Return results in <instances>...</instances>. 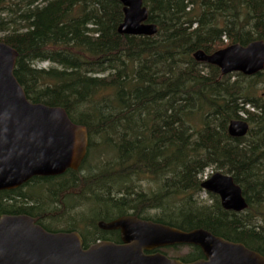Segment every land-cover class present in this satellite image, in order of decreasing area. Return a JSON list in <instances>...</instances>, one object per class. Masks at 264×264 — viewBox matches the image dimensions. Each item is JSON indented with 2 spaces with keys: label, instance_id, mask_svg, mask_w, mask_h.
Segmentation results:
<instances>
[{
  "label": "trees",
  "instance_id": "obj_1",
  "mask_svg": "<svg viewBox=\"0 0 264 264\" xmlns=\"http://www.w3.org/2000/svg\"><path fill=\"white\" fill-rule=\"evenodd\" d=\"M142 1L156 25L152 36L117 33L118 0H0V42L17 51L13 74L26 98L62 107L88 134L77 170L0 191V216L27 215L46 231L84 235V214L70 209L77 198L94 211L91 224L105 209L130 210L264 256V96L253 83L264 70L220 76L192 58L196 50L264 41V0ZM233 119L248 122L243 137L228 135ZM106 149L114 160L86 167ZM210 167L241 187L244 212L222 209L210 193V205L199 200ZM143 174L155 178L156 189L136 185Z\"/></svg>",
  "mask_w": 264,
  "mask_h": 264
},
{
  "label": "water",
  "instance_id": "obj_2",
  "mask_svg": "<svg viewBox=\"0 0 264 264\" xmlns=\"http://www.w3.org/2000/svg\"><path fill=\"white\" fill-rule=\"evenodd\" d=\"M118 1L123 7L118 34L156 33V25L146 22L142 0ZM192 57L217 67L220 76H253L264 70V41L235 43L210 54L197 50ZM16 58L17 51L0 42V191L14 190L32 177L77 170L87 148L85 126L73 123L65 109L28 101L13 74ZM247 129L245 120L233 119L227 132L241 137ZM201 187L217 194L225 210L246 208L240 187L229 175L216 172ZM98 226L119 229L123 243L97 242L84 249L76 232H49L27 215H1L0 264H264V256L258 252L202 228L182 231L135 216L107 224L99 221ZM175 244L197 246L203 257L182 263L160 253L143 254V250Z\"/></svg>",
  "mask_w": 264,
  "mask_h": 264
},
{
  "label": "flooded vegetation",
  "instance_id": "obj_3",
  "mask_svg": "<svg viewBox=\"0 0 264 264\" xmlns=\"http://www.w3.org/2000/svg\"><path fill=\"white\" fill-rule=\"evenodd\" d=\"M101 214L102 215L100 216L102 218L98 219L95 222V224L88 223V224L82 225V232H84V235H82L80 231L78 230H69V231L65 230V231H54V232H67V233L76 232L77 234H79L82 240V247L85 249V248H88L90 245L97 243V242H110L116 245H120L123 243L121 239V231L119 229L101 228L98 226L99 221L107 224L121 217L135 216L136 218L140 220H147V221L155 222L145 217L135 215L133 214V211H130V210L119 212L116 209H105L101 212ZM155 223H158V222H155ZM170 227L179 229L178 227H175V226H170ZM179 230H182V229H179ZM196 249L199 250L201 256L199 255V252L198 253L196 252ZM156 253L163 254L164 256L168 258L177 259L181 261L182 263H189V262L195 261L203 257L200 249L197 246L185 245V244H175V245H170V246L153 248L149 250H143V254L145 255H152Z\"/></svg>",
  "mask_w": 264,
  "mask_h": 264
},
{
  "label": "rangeland",
  "instance_id": "obj_4",
  "mask_svg": "<svg viewBox=\"0 0 264 264\" xmlns=\"http://www.w3.org/2000/svg\"><path fill=\"white\" fill-rule=\"evenodd\" d=\"M36 66L40 68H47L49 66V63L40 62V63H37ZM233 79L234 78H232V80ZM253 83L256 84L257 93L264 96V75L256 79ZM114 158H115V152H113L111 149H106V150H103V152H101L99 156L97 155L89 156V158L86 161V167H89L91 170H94L95 167L101 166L103 161H112L114 160ZM215 172L223 173L221 170H216L213 167L206 168L204 170V173L200 177L201 181H203L202 179H205L208 175L213 174ZM135 182H136V185H138L141 189H143L146 192L152 189H156L157 187V182L155 178L153 176L146 175V174L140 175L138 180H136ZM198 198L200 201H204L207 205H210L213 202V198H211L210 196H207V194L203 190L199 194ZM73 202H75V204ZM73 202L72 200L70 201V203L73 204V207L70 209H72L71 213L74 214V216H78L79 214H82V215L84 214L83 216L87 223L88 221H91L94 218V213H93L94 211L92 212L87 211V208L84 206V203H82L81 200H77V198H75ZM77 203H81V204L78 206L76 205ZM158 213L160 214L159 211L157 212L149 211L147 215L148 217L154 218ZM86 222H83L80 226H82Z\"/></svg>",
  "mask_w": 264,
  "mask_h": 264
},
{
  "label": "bare ground",
  "instance_id": "obj_5",
  "mask_svg": "<svg viewBox=\"0 0 264 264\" xmlns=\"http://www.w3.org/2000/svg\"><path fill=\"white\" fill-rule=\"evenodd\" d=\"M147 9V8H146ZM148 14V13H147ZM147 18H148V15H147ZM122 22V21H121ZM147 22V21H146ZM149 23V22H148ZM156 31H157V29H156ZM139 36V35H138ZM141 36H146V35H141ZM152 36V35H151ZM235 44V43H234ZM231 45V44H230ZM247 45V44H246ZM227 46H229V45H227ZM226 46V47H227ZM225 48V47H224ZM221 49H223V48H221ZM218 50H220V49H218ZM197 51V50H196ZM217 51V50H216ZM213 53V52H212ZM208 54H210V53H208ZM193 58V57H192ZM232 82V81H231ZM235 120V119H234ZM236 120H243V119H236ZM247 122V121H246ZM229 123V122H228ZM228 123H227V127H228ZM248 123V122H247ZM248 129H249V124H248ZM248 129H247V132H248ZM226 130H227V128H226ZM194 131V130H193ZM86 132H87V130H86ZM246 132V133H247ZM228 133V132H227ZM230 136V135H229ZM241 137H243V136H241ZM234 138H238V137H234ZM87 145H88V134H87ZM86 151H87V148H86ZM86 155V154H85ZM84 159V158H83ZM83 161V160H82ZM81 164V163H80ZM80 166V165H79ZM67 170H72V169H67ZM66 170V171H67ZM65 171V172H66ZM65 172H63V173H65ZM62 173V174H63ZM216 173V172H215ZM215 173H213V174H215ZM213 174H210V175H208L205 179H202L203 181L202 182H204V181H206V180H208ZM223 174V173H222ZM61 175V174H60ZM225 175H228V174H225ZM56 176H59V175H56ZM230 176V175H229ZM47 177H55V176H47ZM233 179V178H232ZM201 182V183H202ZM234 182V181H233ZM201 183H200V187H201ZM235 183V182H234ZM239 186V185H238ZM240 187V186H239ZM201 189L203 190V191H205V193H210V194H213V195H216L217 197H218V199H219V196L217 195V194H214V193H212V192H209V191H207V190H205V189H203L202 187H201ZM240 189H241V187H240ZM241 195H242V197H243V199L245 200V198H244V196H243V194H242V190H241ZM219 203H220V199H219ZM245 203H246V208L245 209H243V210H241V211H239V212H235V211H232V212H234V213H242V212H244L246 209H247V202H246V200H245ZM220 206H221V204H220ZM221 208H222V206H221ZM222 209H224V208H222ZM228 211H231V210H228ZM168 226V225H167ZM174 228V227H173ZM192 230V229H191ZM183 231V230H182ZM185 231V230H184ZM188 231H190V230H188ZM224 239V238H223ZM226 240V239H225ZM232 242V241H231ZM239 243V242H238ZM242 244V243H241ZM244 245V244H243ZM245 246V245H244ZM246 247V246H245ZM248 248V247H247ZM254 251V250H253ZM260 254V253H259ZM179 256V255H178ZM183 256V255H182Z\"/></svg>",
  "mask_w": 264,
  "mask_h": 264
}]
</instances>
